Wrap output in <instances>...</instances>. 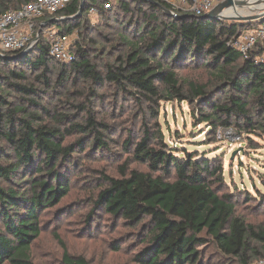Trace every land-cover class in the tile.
<instances>
[{
	"label": "trees",
	"instance_id": "16d2710c",
	"mask_svg": "<svg viewBox=\"0 0 264 264\" xmlns=\"http://www.w3.org/2000/svg\"><path fill=\"white\" fill-rule=\"evenodd\" d=\"M31 1L0 0V15ZM81 1L72 0L55 15H76ZM110 1L111 8H105ZM190 5L175 9L165 0H86L80 17L52 24L61 34L79 33L69 62L52 56L42 36L23 56L0 48V264H34L31 247L44 230L40 214L55 207L64 214L60 207L69 198L80 206L89 200L88 226L99 211L127 224V240H139L133 257L141 264H202L201 247L210 240L238 264L264 257V225L250 223L237 210V198L253 195L245 189L223 191V157L181 152L166 142L160 127L145 128L138 140L126 137L120 145L146 169L121 163L120 176L103 173L88 195L73 190L76 181L89 182L79 176L72 182L76 153L109 155L119 145L112 137L115 123L95 110L99 88L114 87L146 102L150 111L164 99L187 101L193 118L206 123L216 139L220 126L240 134L264 129V63L256 61L264 42L247 54L231 45L260 21L208 19L188 11ZM92 6L99 9L96 17L123 28L127 50L114 61L102 62L94 54L97 46L83 41ZM186 67L203 69L207 79L183 80L179 72ZM79 83L84 86L77 88ZM53 93L59 103L51 109L43 102ZM111 244L115 251L123 248L120 239ZM63 259L90 264L85 256L67 252Z\"/></svg>",
	"mask_w": 264,
	"mask_h": 264
},
{
	"label": "rangeland",
	"instance_id": "374dc122",
	"mask_svg": "<svg viewBox=\"0 0 264 264\" xmlns=\"http://www.w3.org/2000/svg\"><path fill=\"white\" fill-rule=\"evenodd\" d=\"M172 4L177 8H185V3ZM233 12H236V15L250 13L249 10L243 12L236 8ZM119 17L123 15L120 14ZM89 19L88 30L85 33L88 38L83 41L97 46L93 48L94 54L102 62L114 61L127 50L128 45L121 42L123 28L119 27L118 22L111 19L107 23L99 17ZM179 73L185 81L198 76H202L203 79L208 77V73L203 69L194 70L190 67L181 69ZM83 86L79 83L77 88ZM99 93L101 94L99 99H94L97 104L95 110L101 118L105 113L107 116L104 118L115 123L117 134L112 137L119 140V145L112 146L109 155L92 154L91 150L74 155L77 166L71 172L72 182L78 176L89 181L84 183L82 179L76 181L73 190L77 194L84 196L89 194L88 189L92 192L97 189L102 182L103 173L120 176L121 163H127L130 168L146 169L145 164L134 161L128 150L120 145H123L126 137L138 140L145 128L155 130L160 127L165 134L166 142L181 152L199 151L208 156L220 154L223 157L227 180V187L223 191L236 189L249 191L253 198L248 200L244 194L237 198L238 213L250 223L264 225V199H261L260 195L264 194V129L259 127H253L251 131L242 129L241 134L236 132L239 135L237 140L221 141L208 134L209 127L206 123H199L193 118L192 106L187 101L164 99L158 104H152L154 110L150 111L146 102L139 103L138 100L130 98L129 94L116 91L114 87L99 88ZM56 102L59 103L56 94L53 93L52 96H47L43 103L52 109ZM72 102H77L76 98L72 99ZM60 108L63 111L74 109L69 106ZM79 137L72 136L67 138V141L73 142ZM89 146L90 144L86 149ZM238 149L241 151L235 152ZM65 202L60 207L66 209L67 212L64 214H59V207L50 208L40 214L44 230L31 247L34 264H65L63 258L66 252L74 256L83 255L90 264H141L135 262L133 257L138 249L139 240H127L131 235V228L127 224L99 211L90 223L91 226H88L86 219L91 212V206L87 204L89 200L82 204L84 206H80L81 202L75 204L70 198ZM115 239L122 242L123 248L120 251L112 248L111 242ZM126 240L127 242H124ZM201 248L202 264H238L237 261L222 255L211 240ZM251 264H264V257L254 259Z\"/></svg>",
	"mask_w": 264,
	"mask_h": 264
},
{
	"label": "built area",
	"instance_id": "2783aa9c",
	"mask_svg": "<svg viewBox=\"0 0 264 264\" xmlns=\"http://www.w3.org/2000/svg\"><path fill=\"white\" fill-rule=\"evenodd\" d=\"M72 0H33L24 4L16 10H9L0 15V48L3 51L17 53L30 45L37 44L41 36L47 41L49 51L52 56L63 62H69L75 59V53L72 46L78 39V31L69 34H61L59 28L55 25L42 26L51 18L56 17V13L64 9ZM170 5L175 2L190 3L186 8L195 14H205L206 12L216 10L224 15L229 8L240 9L243 12L247 8L239 7L235 4L225 6L228 0H165ZM172 2V3H171ZM111 1L105 4V8H111ZM174 5V4H172ZM175 9L176 5L173 6ZM99 9L92 6L89 9V17H96ZM244 14V13H243ZM242 14V15H243ZM241 15V14H239ZM49 17V18H48ZM260 21V19H257ZM254 20V21H257ZM253 21V22H254ZM264 42V21L243 31L239 36L231 40V45L247 54L259 42ZM264 63V52L256 59ZM218 140L235 141L239 135L232 127H218L216 131Z\"/></svg>",
	"mask_w": 264,
	"mask_h": 264
},
{
	"label": "water",
	"instance_id": "95a60500",
	"mask_svg": "<svg viewBox=\"0 0 264 264\" xmlns=\"http://www.w3.org/2000/svg\"><path fill=\"white\" fill-rule=\"evenodd\" d=\"M85 1L86 0L81 1L79 11L77 12L76 15L71 16V17L56 16V17L51 18L49 21L45 22L42 26L44 27L47 25H52L53 23H58L62 20H67L68 18L80 17L85 10ZM231 4H235L239 7L247 8L250 11V13L243 14V15H222L218 13L216 10H212V11L206 12L204 14V17L208 19L217 18V19L241 20V21H254V20L260 19V22L264 21V0H228L225 3V6H229ZM167 12L169 14H173L171 10H167ZM35 45L36 44L30 45L27 48L17 52V56L19 57V56H23V55L30 53L34 49ZM238 151H241V149H238L235 152H238Z\"/></svg>",
	"mask_w": 264,
	"mask_h": 264
},
{
	"label": "bare ground",
	"instance_id": "6f19581e",
	"mask_svg": "<svg viewBox=\"0 0 264 264\" xmlns=\"http://www.w3.org/2000/svg\"><path fill=\"white\" fill-rule=\"evenodd\" d=\"M233 9L234 8H229L228 10L225 11V13L236 15V12H233Z\"/></svg>",
	"mask_w": 264,
	"mask_h": 264
}]
</instances>
